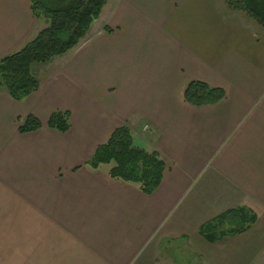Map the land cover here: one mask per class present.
Here are the masks:
<instances>
[{
    "label": "crops",
    "instance_id": "obj_1",
    "mask_svg": "<svg viewBox=\"0 0 264 264\" xmlns=\"http://www.w3.org/2000/svg\"><path fill=\"white\" fill-rule=\"evenodd\" d=\"M98 19L34 66L36 91L0 89V264H182L167 254L182 242L206 264H264V28L217 0H108ZM41 23L31 0H0V58ZM193 80L224 99L190 104ZM28 115L41 127L21 133ZM121 126L166 164L152 194L85 164ZM241 206L257 220L225 250L199 233Z\"/></svg>",
    "mask_w": 264,
    "mask_h": 264
},
{
    "label": "trees",
    "instance_id": "obj_2",
    "mask_svg": "<svg viewBox=\"0 0 264 264\" xmlns=\"http://www.w3.org/2000/svg\"><path fill=\"white\" fill-rule=\"evenodd\" d=\"M227 6L244 13L264 28V0H224ZM108 0H31L36 19L45 23L21 49L0 58V89H5L17 101L39 88L40 81L33 72L37 64H45L66 54L85 39L99 18ZM107 31L110 28L105 27ZM187 102L195 106L216 104L225 97V90L201 80L191 81L184 92ZM68 111L54 112L48 126L65 132L70 128ZM40 120L28 115L19 125L21 133L37 130ZM91 169L108 166V173L138 186L152 194L160 185L166 164L156 151L138 147L128 127L117 128L107 143L100 145L85 163ZM257 220V213L247 206L229 209L204 223L199 233L209 242L246 231Z\"/></svg>",
    "mask_w": 264,
    "mask_h": 264
},
{
    "label": "rangeland",
    "instance_id": "obj_3",
    "mask_svg": "<svg viewBox=\"0 0 264 264\" xmlns=\"http://www.w3.org/2000/svg\"><path fill=\"white\" fill-rule=\"evenodd\" d=\"M217 1L226 12H229L231 14L234 13L239 18L250 20V18L247 17L244 13H239V12H235L231 10L227 6L224 0H217ZM100 20L98 19L97 21H95V24H100L101 23ZM41 24L45 26V23L42 22ZM231 237L232 236H229V237L227 236L221 239L220 241L216 242V246L219 247L221 250H225L223 248L233 242ZM167 254H169V257L172 260L181 262L182 264H206L203 258L201 257V255L198 254V252H195V250L192 248V246L188 242L186 245L183 242L182 244H177V243L173 244L170 250L168 248Z\"/></svg>",
    "mask_w": 264,
    "mask_h": 264
}]
</instances>
